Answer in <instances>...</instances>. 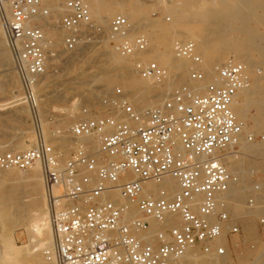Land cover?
Here are the masks:
<instances>
[{"label": "built area", "instance_id": "2783aa9c", "mask_svg": "<svg viewBox=\"0 0 264 264\" xmlns=\"http://www.w3.org/2000/svg\"><path fill=\"white\" fill-rule=\"evenodd\" d=\"M60 4L63 50L72 53L96 28L84 0ZM50 13L42 0H0V25L35 136L33 146L20 152L0 141V172L39 168L53 230L43 255L53 264H169L196 248L202 255L224 256L225 248L213 243L224 232L239 233L224 199L239 178L220 154L241 140L264 143V133L247 132L232 110L237 93L251 81L245 65L229 57L202 92L181 85L161 105L147 109H135L116 88L100 99L98 109L84 108L83 117L63 132L53 125L55 117L42 113L36 90L51 54L34 19ZM108 42L122 57L134 58L149 47L145 35L131 34L122 15L111 19ZM173 53L191 63L190 81L205 80L194 42H174ZM133 70L155 84L168 77L154 61L134 59ZM45 125L73 142L66 158L45 139ZM167 177L177 181L176 192L147 189ZM113 193L124 202L110 199ZM251 193L248 209L256 205L254 195L264 193V182L254 180ZM150 221L159 227L152 229ZM258 226L264 235V217Z\"/></svg>", "mask_w": 264, "mask_h": 264}, {"label": "rangeland", "instance_id": "374dc122", "mask_svg": "<svg viewBox=\"0 0 264 264\" xmlns=\"http://www.w3.org/2000/svg\"><path fill=\"white\" fill-rule=\"evenodd\" d=\"M47 1L50 4L52 11H53V12L50 11L51 15L48 17V19L53 20V25L56 27L55 29L56 31L54 29L51 31H46L47 33L46 36L49 40L53 41L52 47L54 50L56 49L55 50L56 52H53V53L58 57H57V60L54 62V65H50L51 61L48 60L49 63H47L48 67L46 70V74L43 77H41V79L39 80L36 90L40 98V106H41L42 113L46 115L50 114L53 117H55L56 121L53 125L55 126V128H58L62 130L63 132H65L73 123H75L77 120L83 117L82 110L84 108L89 109V110H94L95 108L98 107L100 99L104 95L111 93L116 88H120L122 91H125L127 88L125 83L119 80L120 78L119 79L116 78V77L121 76L123 72L122 67L114 71L113 73L114 76L112 79L107 78L108 79L107 80L101 77L98 78L99 77L98 75L99 74L101 75L103 71L105 72L109 70V66H107L106 62L104 61L105 59L102 55L105 52L108 53L110 51H114L113 47L108 42L109 29L104 30L102 27L101 21H99V18L101 16H106L108 18L109 24H110L111 19L115 16H118L120 14L128 16V21L130 25L132 24H133L132 26H134V24L141 25L137 29L131 31V34L133 35L143 34L147 38L149 37L167 38L168 37L169 40L170 39L173 40L172 43L171 42L168 43L169 44L168 49H170L173 55H174L173 44L174 42L179 40V37L181 35H184V33H186V36L188 37H194L196 39H200L203 37V34H204L203 24H195V26L193 24L197 11H195L194 9L188 6L186 7L184 6L185 8H183V10H179L176 12H170V11L165 10L164 5H170L171 2H165L164 0H161V1L160 0L158 1L157 0H151V1L150 0H95V2L93 0H85V4L87 3L86 4L87 7L90 5L88 8H89L90 15H91L94 25L97 27V29L100 27L99 25H101V27L99 28V30H97V32L96 30L94 31L93 37L89 38L88 42H86L87 44L85 43L78 48L80 51L77 49L75 52L67 53L63 50V45L61 42L64 33L58 28V21L61 16V13L59 11V7H61L60 0H57V1L47 0ZM48 3H45L47 7H48ZM91 9L92 10L96 9V10L95 11L93 10L94 11L93 12ZM55 15H58L59 18L58 17L52 18ZM166 18H169V21H166ZM180 18H182L183 20H181ZM174 20L176 21L175 23L178 26L176 24H173ZM178 30L180 33L178 32ZM90 33L92 32L90 31ZM56 39L58 42H56ZM162 49H163L162 47L156 45L155 41H152V42L150 41L149 48H148V50L150 51L147 50L146 52H144L145 54L143 53L142 55H137L134 58L131 57V58H128V60H126L125 65L126 66L128 65L127 67H129L130 69L132 68L131 69L132 71H134L133 70V60L134 59H139L142 61H154L158 63L160 66L164 65L163 67H166L169 70V76H170L169 80L165 82L164 85L163 84L156 85L155 83L144 81V85H146L147 87H145L143 84L140 83V85L143 86L141 87L140 91H135V92L132 91V93L131 92L127 93L125 91L126 93L124 94H126V96L128 97L129 102L132 100V102H130L131 104L137 101L139 97H140L139 99H142V98L150 99L156 96V94L161 96V98L164 97V100H166L171 94V92L176 87L181 86V85H188L192 87L194 84H196L190 81L188 78V72L191 68V63L178 60V63H180L183 67L186 66L184 67V73H183L184 75H178V72L176 73V71L173 73L174 70H172L171 67L168 68L167 67L168 65L165 64L162 58L157 57L159 52L162 51ZM229 54L226 55L223 62L225 61L226 58H229L228 57L230 56ZM2 62H6V63H2ZM0 64H1L0 65V84L2 85V86L0 85V87L2 88V89L0 88V94H1L0 104L12 102L15 98L18 97V101L12 104L11 109H7L3 112H0V141L5 146L7 144L6 147L9 150L16 151L14 150L13 145L16 142L22 140L23 137H26L29 133L31 135V130H30L29 122H28L29 115H28L27 109L20 102L21 88H20L18 77L13 69V65H11L12 61L9 58H7L4 61L0 60ZM258 66H259L258 64L257 65L255 64V66L253 67V70L255 73H257L258 76H260L262 69L260 68L261 66L259 67ZM5 69H7V71H5ZM175 75L177 76L175 77ZM9 76H11V78ZM96 76H98L97 79H95ZM141 79L142 78H140L136 74V80L141 81ZM212 79L213 77L212 78L210 77L209 79L205 78V80L203 81L204 87L206 84L210 83ZM263 87H264V82H263ZM143 88L145 89L147 88V89L144 90ZM162 89L164 90L162 91ZM3 90L4 91L6 90V91L4 92ZM128 94H130V96ZM164 100H161L159 103H157V105H161V103ZM241 101H242V98H241ZM134 108L137 109L136 107ZM254 112L255 110L253 108H250L248 117L252 116ZM18 116L20 117V119H18L19 118ZM64 117H67V118H64ZM45 129L49 133L47 140L50 141V143H52V145L55 148H57V150L62 152L63 159L66 158L68 154L74 148L73 142L67 137L66 134H62L60 136H64V139H63L64 141L61 139L63 141L61 144L60 139L55 140L56 138L52 137V132H51L52 126L45 125ZM22 131L25 133L24 136L21 137L17 135L19 134V132H22ZM260 133H263V132H259V134ZM255 134H258V133H255ZM15 138H19V139H15ZM50 138H53V139H50ZM256 143H261V142H256ZM56 144L64 145V147L61 145L57 146ZM260 147H264V144L261 145ZM226 153H229L230 155L235 154L234 156L241 155V157H243L242 158L243 167L247 171L244 174V181H243L244 183L243 185L245 187L244 198L243 200H240L237 203L238 205L237 204L234 205L233 203H231L229 207V210L231 211L235 209L238 210V213L236 215L230 214V216L232 218V223L239 227V233H237L236 235H227V233L224 232V235H225L224 244H226L225 246L220 245L215 242L213 243L214 246H223L226 251L225 255L222 257H218L217 258L218 260L216 261H218V264H264V251H262L264 250V235L260 233L259 226H258V221L261 217H264V214L259 213L258 211L255 210V207L261 206V204H259L258 202L263 203L264 198L261 199V201L260 200L257 201V199L255 198L256 205L251 209H248L245 207V202L252 195L251 193L252 182L254 180H259V181L264 182V157L253 156V155L244 156L242 155V152L239 151L238 147H235L234 149L229 150L228 152H223V153L221 152L220 155L222 154L224 155ZM30 171L27 172L24 177L29 176ZM17 177L18 176L15 174L14 177L12 176V179H17ZM15 185H16L15 182H13L12 180H7L4 184H0V213H1L0 216L2 217L3 223L6 224L5 228H6L7 234L12 236L14 244L18 246H23V245L29 244L30 233H29V230H27V228H28V223L30 221V217H31L30 216L31 209H30L29 203L22 204L21 201H23L22 199H24L25 197L29 196L31 197L29 199H32L35 196H33V194H31L32 192L28 191L27 188H25L23 184H21L22 186L17 185L16 187ZM1 189L3 190V192ZM4 198L6 200H4ZM24 206L26 207V209H24L25 208ZM6 212L8 213V217H7ZM158 227L159 226H155L152 229H156ZM195 250H197L198 253H200L198 248H196ZM39 254L38 255L41 256L39 259L42 262H45L44 260L45 256L42 255L41 253ZM259 256H262L263 259L261 258V260L258 263H256L257 258ZM202 257H205V258H202V260H196V261L198 262L203 261L204 264H212L211 262H209L211 260L209 259L210 258L209 256H202ZM192 258L198 259V258H201V256L196 254V255H192ZM20 259L21 260L19 261L22 263L23 258H20Z\"/></svg>", "mask_w": 264, "mask_h": 264}, {"label": "bare ground", "instance_id": "6f19581e", "mask_svg": "<svg viewBox=\"0 0 264 264\" xmlns=\"http://www.w3.org/2000/svg\"><path fill=\"white\" fill-rule=\"evenodd\" d=\"M42 1L44 4L48 3L47 0H42ZM93 1L95 2V0H93ZM164 1L165 2H171L170 5H164L165 10L170 11V12H176L179 10H183V8H185L186 6L191 7L192 9L197 11V14L195 16L193 24H194V26H195V24H203L204 25L203 37L200 39H196L194 37L186 36V33L183 32L184 35H181L179 37L178 41L190 40V41L195 43L196 51L202 60V63H201V65H199L198 69H200L202 71V73L204 74L206 79H209L210 77L211 78L215 77V70L228 59V58H226L225 61L223 62L224 58L229 53H230L229 54L230 56H228V57H233L237 61H239L245 65L251 81H250L248 88L241 90L237 93V95L234 99V102L232 104V110H233V113L235 114L236 118L245 125V129L247 132L253 133V134H255V133L259 134V132L264 133V87H263V82H264V0H184V1L183 0H176V1L164 0ZM84 2H85V0H84ZM185 3H186V5H185ZM92 4H93V2H92ZM48 8L50 9V11H52V8H51L49 3H48ZM59 11L62 14V8L61 7H59ZM122 16H124L128 20V16H126V15H122ZM48 17H37L34 19V24L39 26L44 33L45 40H46V47L48 48L47 51H49V53L51 54L50 58H49V61H51L50 65H54V62L57 60L58 56H56L55 54L54 55L52 54L53 52H56L55 51L56 49L55 50L53 49V47H52L53 41H51L47 38L46 31H51L53 29L55 30L56 27L53 25V20H49ZM57 17H58V15H55L52 18H57ZM180 19L183 20L182 18H180ZM99 21H101V24H102V27L104 30L109 29L108 18L106 16H101L99 18ZM173 22H174L173 24H176L175 20ZM190 22H192V21H190ZM135 23H136V21H135ZM180 24H182V23H180ZM132 25H131V31H133V30L137 29L139 26H141L139 24L138 25L134 24V26H132ZM99 26L101 27V25H99ZM194 26H193V28H194ZM58 28H57V30H58ZM95 28H96V32H97V30H99V28L97 29L96 26H95ZM179 30H178V32H179ZM148 40H149V43H150V41L151 42L155 41L157 46H160L163 48L162 51L159 52L157 57L162 58L164 60L165 64L168 65L167 67L168 68L171 67V69L174 70L173 73L176 71V73L178 72V75H184L183 74L184 73V67H186V66L183 67L180 63H178V60L179 61L182 60L185 62H189V61L186 59H178V58L176 59L175 58L176 56L174 57V55L172 54L170 49H168V45H169L168 43H170V42L172 43L173 40H171V39L169 40L168 37L167 38H165V37H158V38L149 37ZM56 42H58L57 39H56ZM113 50L114 51H110L108 53L105 52L102 55L105 59L104 61L106 62L107 66H109V70H107L105 72L103 70H101V71H103V73L101 75L99 74L98 75L99 77L96 76L95 79H97V77L98 78L101 77V78H105V79H107V78L112 79L114 76V74H113L114 71L122 67L123 72H122L121 76H119V74H118L119 77H116V78H118V79L120 78L119 80H121L125 83V85L127 86L125 91L127 93H130V92L132 93V91L133 92L140 91L141 87H143L142 85H140V83L144 85V81L153 83L151 80H148V79H141V81L136 80L135 72L131 70L132 68L130 69L129 67H127L128 65L127 66L125 65L126 60H128V58H131V57H122L115 51L114 48H113ZM146 51H144V52H146ZM148 51H150V50H148ZM144 52L137 53L135 56L142 55ZM51 56H53V57H51ZM7 58H9L12 61L11 54H10V51L7 47L5 37H4L3 31H2V28L0 25V60L4 61ZM8 62H10V61H8ZM8 62H7V64H8ZM221 62H223V63H221ZM2 63H6V62H2ZM255 64L256 65L258 64L259 66H261L260 68L262 69V72H261L260 76H258L257 73H255L253 70V67L255 66ZM163 66L164 65H162V67ZM47 67H48V65H47ZM164 68L168 72V77L163 83L156 84V85H161V84L164 85V83L167 82L170 78L169 70L166 67H164ZM5 71H7V69H5ZM176 76L177 75H175V77ZM9 77L11 78V76H9ZM114 79H115V77H114ZM174 79H172V80H174ZM212 81H213V79L211 80V82ZM8 82H9V80H8ZM151 83H150V85H151ZM194 83H196V84L193 85V83H192V85H193L192 88L198 92H202L204 89L203 82H198V83L194 82ZM7 86H9V85H7ZM144 86L147 87L146 85H144ZM11 88H9V89H11ZM164 88H166V87H164ZM143 89L146 90L147 88L146 89L143 88ZM163 90L164 89H162V91ZM125 91H123V92L126 93ZM142 92H143V90H142ZM158 93H159V91H158ZM128 95L130 96V94H128ZM136 98H138V97H136ZM139 98L137 101H135L131 104L133 107H136L138 110L151 108L154 105L156 106L157 103H159L161 100H164V97L161 98V96H159L157 94H156V96H154L153 98H150V99L149 98L148 99H144V98L139 99ZM241 98H242V101H241ZM17 101H18V97L15 98L12 102L0 104V112H3L7 109H11L12 104L17 102ZM88 101H89V99H88ZM87 102H86V104H87ZM130 102H132V100ZM78 105H76V106H78ZM250 108H253L255 110V112L252 116L248 117V113H249ZM66 110H68V109H66ZM69 111H70V109H69ZM64 118H67V117H64ZM18 119H20V117ZM16 121H17V119H16ZM48 134L49 133L46 131V129L44 127V137L46 140H47V137L49 136ZM17 135L22 137L25 135V133L22 131V132H19V134H17ZM52 137L56 138L55 140H57V139L63 140L64 139V136H60V135L54 136L53 133H52ZM15 139H19V138H15ZM50 139H53V138H50ZM62 140H61V144L64 141V140L63 141ZM34 142H35V136L31 131V135L29 133L26 137H23L22 140L16 142L13 145V148H14V150H16L18 152L24 151V150H27L30 147H32ZM47 142L51 146H53L52 143H50V141L47 140ZM61 144H59V145H61ZM263 144H261V143H256V144L246 143L245 141L241 140L237 147H238L239 151L242 152V155H244V156L245 155H247V156L253 155V156L264 157V147H260ZM56 145L59 146L58 144H56ZM6 146H7V144H6ZM61 146L64 147V145H61ZM96 148H97V144H95V149ZM55 149L57 150V148H55ZM232 153H234V152H232ZM234 155H230L229 153H226L224 155L223 154L220 155L221 156L220 157L221 162H223L226 169L230 173L237 175L239 178V181L236 184L232 185L230 187V189L224 194V199H226V201L228 202V212L231 215H236L238 213L237 209H235L233 211L229 210L231 203L236 205L240 200H243V198H244L245 187L243 185L244 184L243 181H244V174L247 171L243 167V159H242L243 157H241V155L240 156H234ZM30 170H29L30 175L26 176V177H24V176L29 171H27L25 173H21V172H18L16 170H8L5 172H0V184H4L7 180H12L16 184L15 187L17 185L23 184L24 187L27 188L28 191L32 192L31 194H33V196H35L32 199H29V198H31L29 196L25 197L24 199H22L23 201H21L22 204L29 203L30 209H31L30 210L31 211L30 212L31 217H30V221L28 223V228H27V230H29V233H30L29 244L23 245V246L15 245L13 242L12 236L7 234V231L5 228L6 224L3 223L2 217L0 216V264H53L52 262H49L46 257L44 258L45 262H42L39 259L41 257V256H39L40 255L39 253H41L43 255V250L45 248L49 247V245L51 243L53 230H52V226H51L50 216H49V213L47 211L46 200L44 197L43 180L41 177L40 170L37 166L33 167ZM15 174L18 176L17 179H12V176L14 177ZM160 187L167 189L170 193H174L178 190L177 181L175 179H172L169 177L164 179V181L160 185H156L153 183H148V185H147V189L152 191V193H154V194L157 192V190ZM2 192H3V190H2ZM55 192H56V194L60 193L59 190H56ZM254 197L257 199V201H259V200L261 201V199L264 198V193L259 194V195L255 194ZM110 199L116 200V201L121 202V203L124 202V200L121 199L117 193H113L112 195H110ZM4 200H6V199L4 198ZM7 203H9V202H7ZM258 203L261 204V206L255 207V210L258 211L259 213L264 214V201H263V203L262 202H258ZM14 207H16V206H14ZM11 208H12V206H11ZM15 209H17V208H15ZM24 209H26V207ZM6 214L8 217L7 212H6ZM12 214H13V212H12ZM0 215H1V213H0ZM178 221H179V219H177V223H178ZM167 223H169V222H167ZM150 225H151V228L158 226V224L155 223L154 221H150ZM215 243H218V244L223 245V246L226 245V244H224L225 243L224 233L215 240ZM262 251H264V250H262ZM196 254L200 255L201 258L193 259L192 255H196ZM202 256H206V255H202L201 253H198V251L194 249V250L187 252L181 258L172 260L169 264H204L203 261L202 262L196 261V260H202V258H205ZM209 257H210L209 259H211L209 262H211L212 264H218V261H216V260H218L217 259L218 257H214V256L213 257L209 256ZM20 258H23L22 263L19 261V260H21ZM261 258L263 259L262 256H259L257 258L256 263H258L261 260Z\"/></svg>", "mask_w": 264, "mask_h": 264}]
</instances>
